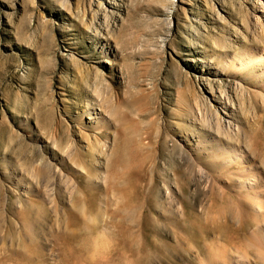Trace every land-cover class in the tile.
Returning <instances> with one entry per match:
<instances>
[{
	"label": "rangeland",
	"instance_id": "1",
	"mask_svg": "<svg viewBox=\"0 0 264 264\" xmlns=\"http://www.w3.org/2000/svg\"><path fill=\"white\" fill-rule=\"evenodd\" d=\"M259 67L264 0H0V264H264Z\"/></svg>",
	"mask_w": 264,
	"mask_h": 264
},
{
	"label": "bare ground",
	"instance_id": "2",
	"mask_svg": "<svg viewBox=\"0 0 264 264\" xmlns=\"http://www.w3.org/2000/svg\"><path fill=\"white\" fill-rule=\"evenodd\" d=\"M263 67H259L258 68V71H263ZM248 201H246V203H247ZM248 203H252V202H248ZM223 206V205H222ZM224 208V207H223ZM227 208H228V206H227ZM67 246V245H66ZM70 246V245H69ZM63 249H65V248H63ZM73 249H75V248H73ZM67 250V249H66ZM66 250H64V251H66ZM74 251V250H73ZM65 253V252H64ZM69 254H70V252H69ZM68 256V255H67ZM67 256H66V258H67ZM63 257V256H62ZM64 260L61 262L62 264H80V260H81V258H80V256H79V254H78V252H76L75 251V253H73L72 254V256H71V259H72V261H70L69 262V259L67 260H65V258H63ZM92 263V262H91ZM81 264H82V262H81ZM126 264H130L129 262H126Z\"/></svg>",
	"mask_w": 264,
	"mask_h": 264
}]
</instances>
